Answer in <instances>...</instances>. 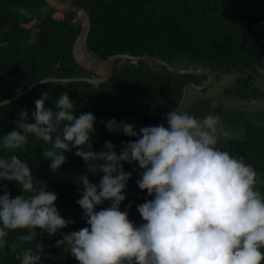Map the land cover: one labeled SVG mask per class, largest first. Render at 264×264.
I'll use <instances>...</instances> for the list:
<instances>
[{"label":"trees","instance_id":"obj_1","mask_svg":"<svg viewBox=\"0 0 264 264\" xmlns=\"http://www.w3.org/2000/svg\"><path fill=\"white\" fill-rule=\"evenodd\" d=\"M85 8L92 18L88 49L100 60L111 56L130 54L150 56L168 62L173 67L186 64V69L209 70L215 76L234 79L223 85L224 95L242 100L264 99V90L258 82L264 73V0H67ZM81 31L80 21L72 13L51 10L45 0H0V99H10L44 78H74L92 76L81 68L73 56V47ZM207 77L179 75L165 66L149 62L117 61L111 78L100 85L88 82H48L31 90L25 96L0 108V137L16 130L18 113L28 110L29 121L35 111V101L48 92L46 107L56 108V100L67 92L74 103V115L92 113L95 132L91 143L94 152L104 149L106 141L119 153L123 145L134 137L109 133L105 123L115 119L136 127L164 124L171 110H176L188 83L197 85ZM190 90L195 92L192 99ZM191 87L181 111L197 119L218 115L219 123L230 122L245 129L241 140L217 133V148L243 158L258 173L257 190L264 195V114L228 110L224 105L213 106L206 94ZM245 118L249 119L246 120ZM251 118V119H250ZM254 119V120H252ZM238 120V121H237ZM104 122V123H102ZM168 126V124H167ZM166 126V127H167ZM42 140L29 134L23 149L9 152L0 147V157L17 155L26 160L35 179L45 181L47 191L58 199L55 206L66 220L75 223L58 231L55 236L35 229L36 239L21 243L19 235L27 231L10 232L6 244L0 247V264H20L18 256L39 243L44 248L41 264H79L70 253L55 247L63 234L87 227L83 210L76 204L81 198V175L99 186L102 173L100 161L85 162L77 157L75 149L65 153L66 162L57 172L50 170V161L43 150L50 148ZM96 167H93V166ZM131 172L126 200L120 206L128 211L129 219L137 226L143 223L137 206L150 200L137 186L142 170L136 164H124ZM135 169V171H134ZM5 188L15 198L20 189L15 182L0 181V195ZM131 205L129 208L128 205ZM110 202L98 206L109 207Z\"/></svg>","mask_w":264,"mask_h":264},{"label":"clouds","instance_id":"obj_2","mask_svg":"<svg viewBox=\"0 0 264 264\" xmlns=\"http://www.w3.org/2000/svg\"><path fill=\"white\" fill-rule=\"evenodd\" d=\"M257 71L264 73V68L257 65ZM47 100L49 93L44 92L35 101L34 122L29 121L28 110L19 112L16 130L0 137V147L9 152L23 149L31 134L51 145L43 157L50 161L52 172L66 162L65 153L75 149L86 167L89 161H100L103 174L99 186L87 175L78 178L83 190L76 204L88 226L63 234L55 247L79 264H264V195L257 190L258 173L243 158L216 147L218 115L197 119L186 111L171 110L165 117L167 127L138 131L113 119L105 123L110 134L136 139L119 153L106 141L97 153L91 143L94 114L74 115L67 92L56 100L55 110L46 107ZM9 103L0 99V108ZM124 164L138 165L142 173L137 186L154 197L137 206L143 220L139 226L128 211L120 210L132 177ZM0 181L15 182L21 192L13 198L5 188L0 195V247L10 232L26 230L17 240L30 243L37 228L55 236L75 223L61 216L55 206L58 197L47 191L45 181L34 183L26 160L15 154L0 157ZM106 201L110 206L97 211ZM40 253L44 248L38 242L17 259L20 264H41Z\"/></svg>","mask_w":264,"mask_h":264},{"label":"water","instance_id":"obj_3","mask_svg":"<svg viewBox=\"0 0 264 264\" xmlns=\"http://www.w3.org/2000/svg\"><path fill=\"white\" fill-rule=\"evenodd\" d=\"M48 5V12L51 10L59 11L62 13H72L76 16V19L80 21L81 31L77 37V40L73 47V56L76 63L83 69L92 72V76H81L74 78H44L40 81L35 82L29 88L24 91L19 92L14 97L8 99L11 102L18 100L19 98L28 94L31 90L36 88L37 86L48 83V82H88L94 85H100L108 81L115 69V65L117 61H122L124 65L128 62H149L156 63L165 66L169 71L179 74V75H198L205 76L208 78L206 85H197L195 83H188L185 86L182 101L177 109L181 110L184 102L187 98L188 91L191 87L198 90L200 93L207 88L208 84L211 83L214 79V74L209 70H199V69H191V70H178L170 65L168 62L164 60H160L150 56H142L136 57L130 54H119L111 56L108 60H100L98 57L92 55V53L88 49V36L92 29V18L89 12L78 5L72 4L67 0H45ZM237 78V77H236ZM236 78L226 81L224 78H220V80L214 84L217 86L220 81L223 82V85H229ZM176 109V110H177ZM165 127L167 126V120L163 124Z\"/></svg>","mask_w":264,"mask_h":264},{"label":"rangeland","instance_id":"obj_4","mask_svg":"<svg viewBox=\"0 0 264 264\" xmlns=\"http://www.w3.org/2000/svg\"><path fill=\"white\" fill-rule=\"evenodd\" d=\"M135 63V62H133ZM178 70H191V69H186V64L184 63H179L178 67H174ZM227 78V76H226ZM223 84V82H222ZM220 85L218 87H215L211 90H209L208 92H206L205 97H209L212 105L219 107L220 104L224 105L226 109L228 110H240V111H245L248 113H263L264 114V99H260V100H251V101H244L242 99H238V98H227L224 95V88L223 85ZM258 89L260 90H264V80L261 82H258ZM217 92H220V94L218 96H215V94ZM190 94L193 95L192 99L196 100L197 96H195V92H193L192 90H190ZM199 94L202 96L203 94L199 92ZM246 120H249L247 118H245ZM251 119V118H250ZM254 120V119H252ZM238 121V120H237ZM227 122V121H226ZM220 133L226 137H232L233 139L236 140H241L244 138L245 135V129L241 128L238 126H233L230 122L227 123H223L221 124V127L218 128L217 127V133ZM216 133V135H217Z\"/></svg>","mask_w":264,"mask_h":264},{"label":"flooded vegetation","instance_id":"obj_5","mask_svg":"<svg viewBox=\"0 0 264 264\" xmlns=\"http://www.w3.org/2000/svg\"><path fill=\"white\" fill-rule=\"evenodd\" d=\"M196 70H197V69H196ZM199 70H204V69H199ZM220 78H224L226 81H230V80H232V79H226L225 76L217 77V76H215V74H214V79H213V81H212L211 83H209L208 86H207V88L204 89L203 91H205V93H206V92H208L209 90H211V89H213V88H215V87L220 86V85L222 84V81H220L219 84H218L217 86H214V84H216V83L220 80ZM207 81H208V78H206L205 80L201 81L199 84H201V85H206V84H207ZM226 86H228V85H226ZM219 94H220V92H217V93L215 94V96H218ZM251 100H252V99H250L249 101H251ZM253 100H260V99H253Z\"/></svg>","mask_w":264,"mask_h":264}]
</instances>
